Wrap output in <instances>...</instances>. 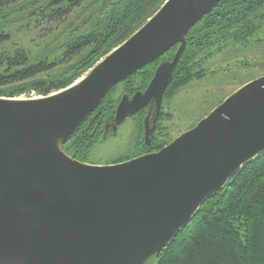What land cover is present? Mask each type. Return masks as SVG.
I'll use <instances>...</instances> for the list:
<instances>
[{
    "label": "water",
    "instance_id": "obj_1",
    "mask_svg": "<svg viewBox=\"0 0 264 264\" xmlns=\"http://www.w3.org/2000/svg\"><path fill=\"white\" fill-rule=\"evenodd\" d=\"M221 1L166 0L71 86L0 96V264H146L264 152V75L157 152L95 165L63 149L119 83L178 45L147 88L124 95L116 110L114 131L156 106L153 126L151 113L145 120L150 144L187 35Z\"/></svg>",
    "mask_w": 264,
    "mask_h": 264
},
{
    "label": "trees",
    "instance_id": "obj_2",
    "mask_svg": "<svg viewBox=\"0 0 264 264\" xmlns=\"http://www.w3.org/2000/svg\"><path fill=\"white\" fill-rule=\"evenodd\" d=\"M161 1L166 0H94L88 6L89 17L79 25L72 21L71 26L76 25L73 32L55 44V49L36 57L24 49L0 52V96L27 95L30 98L32 93L48 96L71 86L146 23ZM12 2L0 0V11ZM74 6L76 4L60 5L45 10L49 12V19L55 21L68 16ZM263 9L264 0H222L188 33L187 47L165 97L204 75L202 65L212 56L215 46L222 51L232 40L236 44H247L263 27L248 20ZM244 22L247 26H241ZM10 40V34L0 30V47ZM176 49L177 46L172 48L165 58L171 59ZM159 63L149 64L119 83L65 144L64 150L88 163L99 139L103 116L115 113L119 101L113 98L115 92L121 88L125 94L133 95L143 90ZM167 143L152 144L155 150H160ZM122 161L125 160L117 162ZM148 262L264 264V152L207 199L174 241Z\"/></svg>",
    "mask_w": 264,
    "mask_h": 264
},
{
    "label": "rangeland",
    "instance_id": "obj_3",
    "mask_svg": "<svg viewBox=\"0 0 264 264\" xmlns=\"http://www.w3.org/2000/svg\"><path fill=\"white\" fill-rule=\"evenodd\" d=\"M11 1L13 2L10 5L0 11V30L11 36V40L0 47V52L14 53L24 49L31 56L36 57L55 49V44L63 41L64 37L73 32L76 25H79L83 19H87L91 12L88 6L94 0H78L73 3L76 6L68 16L55 21L49 19V12L45 9L53 6L56 8L55 5L69 6L68 2L61 4L58 0ZM163 2L165 1H161L154 10L158 11ZM37 10L39 12H35ZM255 15L248 21L252 19V24H261L263 27L251 37L247 44H236L232 40L222 51L216 50L218 46H215L213 48L215 50L212 49V56L205 59L202 65L204 75L194 78L187 85L178 88L172 96L164 98L161 111L163 117H159L157 121L156 131L154 136H151L152 143L166 141L170 143L196 126L236 90L264 75V9ZM72 21H77L76 25L71 26ZM241 26H247V23L244 22ZM203 55L204 53L199 56L202 58ZM124 95L126 94L121 88L115 92L113 98L119 99L115 113L103 116L101 120L103 124L98 130L99 139L90 152L88 163L114 164L120 160L127 161L142 153L144 144L147 143L145 114L142 115L140 112L129 116L118 125L116 131L113 125L111 129L106 128L109 120L115 121L117 107ZM37 97L41 96L32 93L30 98ZM18 98L29 97L23 95ZM149 125L153 126V118L149 119Z\"/></svg>",
    "mask_w": 264,
    "mask_h": 264
},
{
    "label": "flooded vegetation",
    "instance_id": "obj_4",
    "mask_svg": "<svg viewBox=\"0 0 264 264\" xmlns=\"http://www.w3.org/2000/svg\"><path fill=\"white\" fill-rule=\"evenodd\" d=\"M61 2V4H63V3H66V2H68L69 4H73V3H76L78 0H75V1H73V2H71V1H68V0H60ZM71 2V3H70ZM60 5V4H59ZM55 6H58V5H55ZM35 12H39L38 10L37 11H35ZM177 46V49H178V45H176ZM187 47V46H186ZM174 48V47H173ZM177 49H176V51H177ZM170 51V50H169ZM168 51V52H169ZM167 52V53H168ZM167 53L166 54H164L161 58H159L158 60H156V61H159L160 63H159V65L163 62V61H171L172 59H173V57L171 58V59H165V56L167 55ZM176 53V52H175ZM184 53V52H183ZM175 55V54H174ZM183 55V54H182ZM182 58V57H181ZM155 61V62H156ZM154 63V62H153ZM180 63V62H179ZM158 65V66H159ZM157 66V67H158ZM157 69V68H156ZM154 76V75H153ZM153 78V77H152ZM151 81V80H150ZM150 83V82H149ZM148 83V84H149ZM148 86V85H147ZM147 86L143 89V90H138V91H144L146 88H147ZM138 91H136V92H138ZM135 92V93H136ZM134 93V94H135ZM133 94V95H134ZM166 94V93H165ZM127 95V94H126ZM164 98H165V96H164ZM164 101V100H163ZM162 105H163V102H162ZM155 109H156V106H148L144 111H142L141 112V114L143 115V114H145L146 116L149 114V113H151V116L152 117H150V119L151 118H153V116H154V113H155ZM161 111H162V109H161ZM139 114V113H138ZM159 117H160V115H159ZM158 117V119H160ZM111 119V118H110ZM158 121V120H157ZM113 122H114V120H109V122H108V125H109V129H111L112 128V125H113ZM103 124V123H102ZM102 124H100V126L102 125ZM104 128H105V126H103ZM98 130V129H97ZM155 131H156V129H155ZM153 136H154V133H153ZM151 139H152V137H151ZM154 145L152 144V142H150V144H147L146 143V147H144L142 150V153H140V154H138V155H136L135 157H138V156H140V155H144V154H148V153H153V152H157L158 150H155L154 149ZM134 158V157H133ZM132 159V158H131Z\"/></svg>",
    "mask_w": 264,
    "mask_h": 264
}]
</instances>
